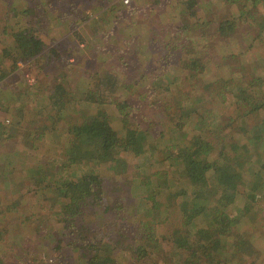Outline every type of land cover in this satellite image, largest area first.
<instances>
[{"label": "trees", "instance_id": "16d2710c", "mask_svg": "<svg viewBox=\"0 0 264 264\" xmlns=\"http://www.w3.org/2000/svg\"><path fill=\"white\" fill-rule=\"evenodd\" d=\"M15 1L0 0V5L9 7L3 11L0 22L9 26L16 16L20 19L23 15V25H18L19 20L12 28L3 26L0 35H9L14 44V48L4 49L3 55L11 56L10 51L14 52V70L19 62L40 58H46L48 64L54 63L51 54L47 55L43 40L33 33L37 18L26 16H30V2L25 0L26 9L17 15ZM224 2L234 4L239 0ZM8 11L15 13L14 17H7ZM238 11L239 14L234 13L231 18L222 20L217 32L231 36L238 31L242 21L256 27L258 33L249 35V43L242 40L239 45L247 44V48L240 51L243 55L254 47L255 41L264 40V0H244L242 5H238ZM185 65L181 69L188 80H198L204 74V68L197 62ZM240 68L235 66L230 78L221 74H213L209 80L205 78L202 89L210 92V101L219 112L237 103L243 105L244 117L261 113L264 120V70L258 74L257 71L243 72L242 65ZM7 75L8 72L0 70V81ZM159 81L155 79L154 85ZM170 81L171 86L177 87L178 77L171 76ZM101 83L103 87H97V92L88 90L83 98L77 99L70 97V92L60 81L46 98L47 113L52 114L50 118L56 115L57 121L64 120L66 127L65 131L62 130L67 138L63 145L59 140L54 143L55 153L61 156L66 167L64 179L59 178V171H48L49 162L39 163L28 174L30 190L42 196L40 201H50L47 197L49 191L52 196L55 194L57 203L51 212L65 221L58 236L41 235L44 239L52 237L51 245L46 247L48 253L49 250L52 254V250L72 247L78 264H258L263 257L254 243L259 213H255L254 218L249 215L252 209L250 197L264 202V147L260 152L261 147L256 148L253 142L234 143L233 137L227 140L226 135L223 139L220 134L215 135L217 143L209 140L207 127L214 119L215 110L212 106L211 113L207 115L205 99H199L196 105L190 95L176 103V111L182 112L179 119L161 113L156 121L148 117L133 122L131 115L139 107V104L134 105L135 102L147 103L151 99L148 106H157L163 102L168 90L163 86L159 91L153 87L151 91L137 95L129 94L127 90L121 98L108 96L106 100L110 104L108 102L105 106L99 101V92L103 96L110 93L109 85L114 86L116 81L106 74ZM137 85L147 84L140 80ZM183 104L201 117V121L193 125L191 135L187 132L180 134L186 123ZM111 105L114 107L108 110ZM23 111L10 114L7 123L11 122V125L6 122L0 124V141L21 136L28 143L26 135L30 132L27 129L32 121L22 124ZM74 117H77L76 121ZM263 120L259 127L254 128V133L264 137ZM52 126L54 129L55 121ZM225 139L229 145L220 147ZM146 141L150 142L148 146ZM15 152L4 153L5 159L9 157L7 165H12L14 159L11 157ZM239 160L243 161V167L245 164L248 168L241 169ZM257 161L259 167H252L251 164L257 165ZM109 162H113L115 168L104 170ZM243 172L250 174L249 180L243 178ZM129 174L131 179H128ZM111 176L129 181L124 184L131 190L125 198L127 201L118 184L108 186L104 183L105 177ZM83 183L89 186L92 183L94 188L92 192L76 198L75 190ZM172 188L177 190L173 192ZM239 188H244L241 195L248 203L236 215H230L228 207L236 199ZM161 197L166 198L165 204ZM224 199L227 201L225 204ZM127 202L135 208L134 211H127ZM182 204L185 206L181 207ZM224 219L228 221L227 225L223 224ZM245 222L253 223L250 229H242ZM261 225H264L263 221ZM163 226L171 232L160 230ZM2 234L0 230V237ZM58 257L56 264L64 260L62 258L58 262ZM250 258L252 260L248 261Z\"/></svg>", "mask_w": 264, "mask_h": 264}, {"label": "rangeland", "instance_id": "374dc122", "mask_svg": "<svg viewBox=\"0 0 264 264\" xmlns=\"http://www.w3.org/2000/svg\"><path fill=\"white\" fill-rule=\"evenodd\" d=\"M28 1L30 16H26L37 18V21H34L33 33L43 40L48 51L47 55L51 54L54 63L48 64L46 58H40L27 63L19 62L14 70V57H12L14 52L10 51L11 56L3 55L6 47L14 48L13 39L9 35H0V70L8 72V75L0 81V124L7 123L10 114L18 113L21 109L24 110L25 115L23 118L25 122L23 120L22 124L32 121L31 127L27 129L30 132L26 135L28 143L24 142L21 136L0 141V230L3 231L0 237V264H56L58 256L64 258L60 264H78L74 252L71 251L72 247L52 250L53 255L48 249L51 254L49 256L46 247L47 244L51 245L52 237L44 239L41 235L58 236L61 227L65 226V221L62 217L53 216L51 212L56 206L54 203H57L55 194L52 196L53 193L49 191L47 197L50 201H40L42 196L30 190L28 180L30 169L37 167L41 162L51 163L48 171L56 173L59 171V174L61 173L59 178H65L66 167L62 164L61 156L56 155L54 143L58 140L61 145L66 143L67 138L64 136L66 124L64 120L57 121L56 115L50 118L52 114L47 113L46 98L53 87L61 81L70 92V97L79 99L83 98L88 90L97 92V87L102 88L101 80L104 75L109 74L116 83L114 86L109 85L110 93H105L103 96L102 92H99V101L105 106L109 102L106 100L108 96L121 98L126 95L127 90L129 94L135 95L151 91L153 87L158 91L162 86L163 89L168 90L165 92L163 102L157 106H148L151 99L147 103L140 100L135 102L134 105L139 104V107L131 115L133 122L148 117L151 121H156L161 113L179 119L182 112L176 111V103L179 99L185 100L187 95L191 96L196 105L199 99H205L208 115L213 106L210 101L211 94L204 91L201 85L213 74L230 78L235 66L240 68L242 65L243 72L257 71L258 74H262L264 40L255 41L254 47L242 55L240 51L245 50L247 44L239 45L242 40L249 43L251 40L249 35L258 33L256 27H248L245 25L246 21H242L238 31L231 36H222L217 32L218 20L228 13L231 5L238 8L244 0L234 4L223 3L225 0ZM25 3V0L15 1L14 8H17L15 10L17 15L21 10L26 9ZM7 6V4L0 5V17L4 10L9 9ZM15 13L8 11L7 17H14ZM21 16L20 19L16 16L9 26L0 22V34L5 25L12 28L19 20L18 25L21 23L23 25V15ZM192 62H197L204 68V76L195 81L188 80L184 70L181 69L183 65L187 66ZM171 76L178 77L177 87L170 85ZM155 79L160 80L157 85L153 83ZM140 80L147 85H137ZM183 105V117L186 123L180 134L187 132L191 135L194 132L193 125L200 122L201 117L185 104ZM113 107L114 105H111L108 110ZM213 108L214 119L207 127L210 131L209 140L217 143L216 134H220L221 138L226 135L227 140L233 137L234 143L253 142L256 148L261 147L260 152L263 151L264 137L254 133V128L259 127L263 120L261 113L244 117V107L237 103L222 109V112L216 110V106ZM74 112H72L73 116ZM76 119L77 117H74L75 121ZM53 121H55L54 129ZM46 124L49 127L45 126ZM242 127L246 130L241 129ZM226 139L227 144L222 142L220 147L229 145ZM147 143L150 142L146 141V146ZM10 150L16 152L13 153L11 158L14 160L9 166L6 164L9 157L5 159L4 153H10ZM239 161L241 169L248 168L245 164L243 167V161ZM251 166L258 168V161L257 165L252 163ZM106 168L114 169L115 164L109 162L104 170ZM242 174L246 181L251 177L248 173ZM127 176L131 179V174ZM105 178V184L108 186L118 184L122 189V196L124 199L127 198L131 190L124 184L129 181L117 179L115 176ZM99 183L102 184L100 181ZM83 184L75 190L76 198L83 197L94 188L92 183L90 186ZM171 190L175 192L177 189ZM243 192L244 188H239L236 199L229 205L230 215H236L248 203V200L241 195ZM161 199L165 204L166 198L161 197ZM250 199L252 209L249 217L254 218L255 213H259L256 238L253 239L255 246L263 254L258 264H264V225H261L262 221L264 224V202L253 197ZM226 202L223 201V204ZM183 204L181 207L185 206ZM129 205L130 203L127 202L126 209L130 213L135 208ZM186 208L189 210V206ZM222 221L227 225L226 219ZM252 225L253 223L245 222L242 229H250ZM160 230L171 232L167 226L161 227ZM42 243L45 245L41 246ZM35 257L37 259H34ZM62 258L58 257V262H61ZM249 260L251 261L252 258Z\"/></svg>", "mask_w": 264, "mask_h": 264}, {"label": "crops", "instance_id": "0c3cea01", "mask_svg": "<svg viewBox=\"0 0 264 264\" xmlns=\"http://www.w3.org/2000/svg\"><path fill=\"white\" fill-rule=\"evenodd\" d=\"M223 3H225V2H223ZM222 5H226V4H222ZM231 8L229 9V11H228V13L222 18V19H220V20H218V22H217V26H219V23L222 21V20H224L225 18H231L232 17V15L234 14V13H236V14H239V11H238V8H235L234 6H230ZM242 24H244V23H242ZM246 24V23H245ZM248 27H252L251 25H249V23L248 24H246Z\"/></svg>", "mask_w": 264, "mask_h": 264}, {"label": "built area", "instance_id": "2783aa9c", "mask_svg": "<svg viewBox=\"0 0 264 264\" xmlns=\"http://www.w3.org/2000/svg\"><path fill=\"white\" fill-rule=\"evenodd\" d=\"M125 2H128V0H125Z\"/></svg>", "mask_w": 264, "mask_h": 264}]
</instances>
